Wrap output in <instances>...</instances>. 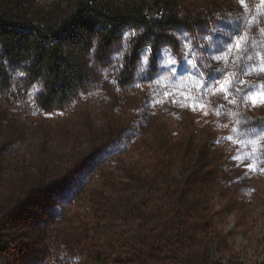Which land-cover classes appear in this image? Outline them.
I'll return each mask as SVG.
<instances>
[{
  "label": "rangeland",
  "instance_id": "rangeland-1",
  "mask_svg": "<svg viewBox=\"0 0 264 264\" xmlns=\"http://www.w3.org/2000/svg\"><path fill=\"white\" fill-rule=\"evenodd\" d=\"M183 16L127 89L131 29L70 109L0 101V264H264V2Z\"/></svg>",
  "mask_w": 264,
  "mask_h": 264
},
{
  "label": "trees",
  "instance_id": "trees-1",
  "mask_svg": "<svg viewBox=\"0 0 264 264\" xmlns=\"http://www.w3.org/2000/svg\"><path fill=\"white\" fill-rule=\"evenodd\" d=\"M188 0H0V101L23 100L43 88V111L70 109L99 78L103 61L131 29L139 32L122 78L135 81L141 52L154 51L153 71L165 46L180 51L175 30L189 23ZM243 264L236 258L225 263Z\"/></svg>",
  "mask_w": 264,
  "mask_h": 264
},
{
  "label": "snow or ice",
  "instance_id": "snow-or-ice-1",
  "mask_svg": "<svg viewBox=\"0 0 264 264\" xmlns=\"http://www.w3.org/2000/svg\"><path fill=\"white\" fill-rule=\"evenodd\" d=\"M262 2H264V0H262ZM241 3H243V0H241ZM261 100L264 101V95L261 96ZM255 102H256V101H255V99H254V100H253V103H255ZM229 139H231V138H229Z\"/></svg>",
  "mask_w": 264,
  "mask_h": 264
}]
</instances>
